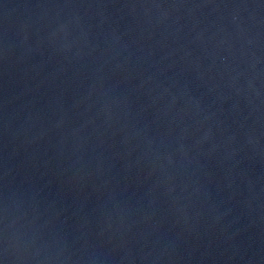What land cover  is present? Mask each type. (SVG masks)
Instances as JSON below:
<instances>
[{
  "label": "water",
  "instance_id": "water-1",
  "mask_svg": "<svg viewBox=\"0 0 264 264\" xmlns=\"http://www.w3.org/2000/svg\"><path fill=\"white\" fill-rule=\"evenodd\" d=\"M0 264H264V0H0Z\"/></svg>",
  "mask_w": 264,
  "mask_h": 264
}]
</instances>
